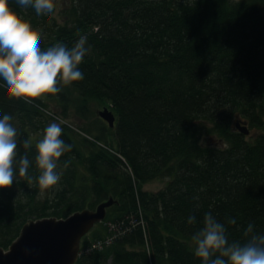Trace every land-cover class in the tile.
<instances>
[{"label": "trees", "instance_id": "16d2710c", "mask_svg": "<svg viewBox=\"0 0 264 264\" xmlns=\"http://www.w3.org/2000/svg\"><path fill=\"white\" fill-rule=\"evenodd\" d=\"M9 7L40 32L43 50L86 36L91 51L82 81L32 103L9 98L0 81V116L13 117L18 152L32 145L29 175L39 174L35 144L50 123L63 121L72 145L46 196L18 173L0 189V247L29 219L65 218L109 197L74 264H201L191 235L208 211L232 240L246 239L249 222L264 235V0H67L59 18ZM103 104L112 127L95 117ZM237 120L260 132L246 139ZM155 179L164 186L143 189ZM107 222L120 233L98 248Z\"/></svg>", "mask_w": 264, "mask_h": 264}, {"label": "clouds", "instance_id": "9594fccd", "mask_svg": "<svg viewBox=\"0 0 264 264\" xmlns=\"http://www.w3.org/2000/svg\"><path fill=\"white\" fill-rule=\"evenodd\" d=\"M16 3L23 9H34L37 15L55 9L53 0ZM90 51L86 36H81L71 48L57 43L43 50L40 32L9 7V0H0V81L9 98L32 103L61 92L58 85L72 86L82 81L84 73L79 66ZM12 119L9 114L0 116V189L10 188L18 173L30 184L35 179L43 197L60 181V158L72 150V145L61 139L63 121L50 123L36 142L34 163L39 174L34 178L29 175L32 145L25 139L20 145L25 151L18 152V131ZM68 165L69 161L63 162L64 168ZM226 219L228 224H236L234 218ZM187 222L195 224L196 217L190 215ZM202 225L191 235L194 255L201 264H264V235L255 233L253 223H248L243 241L230 239L225 223L211 211L204 214Z\"/></svg>", "mask_w": 264, "mask_h": 264}, {"label": "water", "instance_id": "95a60500", "mask_svg": "<svg viewBox=\"0 0 264 264\" xmlns=\"http://www.w3.org/2000/svg\"><path fill=\"white\" fill-rule=\"evenodd\" d=\"M109 127L115 116L108 108L97 112ZM235 128L249 133L247 122L237 120ZM115 203L109 197L94 209L84 208L65 218L43 217L27 220L7 249L0 247V264H74L79 256L81 238L101 222L106 210Z\"/></svg>", "mask_w": 264, "mask_h": 264}, {"label": "rangeland", "instance_id": "374dc122", "mask_svg": "<svg viewBox=\"0 0 264 264\" xmlns=\"http://www.w3.org/2000/svg\"><path fill=\"white\" fill-rule=\"evenodd\" d=\"M53 3L55 5V9L53 12H54L55 16L56 17L58 16V18H59L58 13L65 6V4L67 3V0H53ZM263 14H264V8H263ZM105 106L107 107L108 105L103 104V105H97L94 107L96 118L99 117L97 112ZM70 120L74 121V119H70ZM259 132H260V129H258V128H249V133L247 135H245V137H246V139H251ZM164 184H165V181L163 179H155V180H152V181L144 184L143 189H147L150 191H156V190L160 189L161 187H163ZM48 192H46L44 196H46L48 194Z\"/></svg>", "mask_w": 264, "mask_h": 264}, {"label": "built area", "instance_id": "2783aa9c", "mask_svg": "<svg viewBox=\"0 0 264 264\" xmlns=\"http://www.w3.org/2000/svg\"><path fill=\"white\" fill-rule=\"evenodd\" d=\"M106 225L108 228L107 236L104 238L103 241L99 240L96 242L95 246L98 248H101L103 244L110 243L120 233L119 229L115 227V225L111 222H107Z\"/></svg>", "mask_w": 264, "mask_h": 264}, {"label": "bare ground", "instance_id": "6f19581e", "mask_svg": "<svg viewBox=\"0 0 264 264\" xmlns=\"http://www.w3.org/2000/svg\"><path fill=\"white\" fill-rule=\"evenodd\" d=\"M248 126V125H247ZM247 135V134H246Z\"/></svg>", "mask_w": 264, "mask_h": 264}]
</instances>
